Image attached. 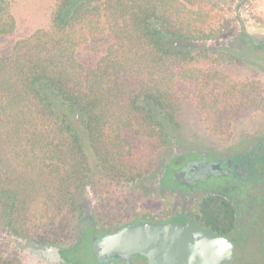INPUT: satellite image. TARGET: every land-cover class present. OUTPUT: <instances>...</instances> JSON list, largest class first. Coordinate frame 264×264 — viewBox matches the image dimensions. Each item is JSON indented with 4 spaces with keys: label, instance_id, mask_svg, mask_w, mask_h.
<instances>
[{
    "label": "trees",
    "instance_id": "trees-1",
    "mask_svg": "<svg viewBox=\"0 0 264 264\" xmlns=\"http://www.w3.org/2000/svg\"><path fill=\"white\" fill-rule=\"evenodd\" d=\"M230 11L236 20L219 0H54L49 26L0 56V225L32 245H65L79 217L75 194L94 182L97 221L113 226L119 189L149 173L167 143L158 113L179 123L190 104L209 134L227 139L245 108L264 112V81L223 68L240 58L164 41L217 37ZM16 27L11 1L0 0V36ZM84 46L104 52L87 65ZM56 99L80 115L87 145ZM80 242L63 249L66 262L83 264L72 255ZM0 264L23 262L0 251Z\"/></svg>",
    "mask_w": 264,
    "mask_h": 264
},
{
    "label": "flooded vegetation",
    "instance_id": "flooded-vegetation-1",
    "mask_svg": "<svg viewBox=\"0 0 264 264\" xmlns=\"http://www.w3.org/2000/svg\"><path fill=\"white\" fill-rule=\"evenodd\" d=\"M243 3L239 14L234 4L237 18L232 14L233 21L217 35L216 49L238 58L245 53L260 56L259 70L264 71V39L248 34L251 28L264 27V21L253 18ZM244 111L249 116H241ZM241 113L227 139L208 132L178 130L171 137L168 133L152 170L123 185L120 220L113 226L101 225L94 201L92 211L80 217L77 239L89 226L95 240L130 224L178 223L188 226L191 234L199 231L223 241L222 248L231 251L227 264H264V112L245 108ZM174 125L180 129L179 123ZM66 246H58L63 257ZM101 264L127 263L117 257Z\"/></svg>",
    "mask_w": 264,
    "mask_h": 264
},
{
    "label": "rangeland",
    "instance_id": "rangeland-1",
    "mask_svg": "<svg viewBox=\"0 0 264 264\" xmlns=\"http://www.w3.org/2000/svg\"><path fill=\"white\" fill-rule=\"evenodd\" d=\"M12 3V10L17 19L16 30L8 35L0 36V56L9 54L15 42L21 38H25L33 33L36 29L40 27H47L50 24L51 13L54 8V0H10ZM219 3L223 7L231 8L236 3V0H219ZM250 12L257 15H264V0H252L248 4ZM232 13L229 12L227 16H231ZM251 25V24H250ZM236 30V28H235ZM164 41L168 45L179 46L190 48L196 51L200 48H209L211 51L215 50L219 46L218 37H212L208 39L201 40H178L172 37H166ZM104 52V46L98 49H91L90 46L82 47L79 52V58L86 62L87 65L93 63V61L99 57ZM254 54H242L241 62L233 64L230 66H223L225 70L230 72L236 78H255L264 80V71L259 70V62L263 61L260 56H253ZM253 56V59L250 58ZM196 65L205 66L206 62H194ZM181 87H189L188 83L179 81ZM55 106L59 109L60 113L64 115L68 122L71 123L73 129L83 138L86 143L85 132L81 124L80 115L76 112L71 111L62 101L56 99ZM158 112V110H156ZM242 114V113H241ZM241 116H249L248 111H244ZM179 128L175 127L173 123L166 118H163L160 113H158V119L163 122L165 130L170 134V137L177 133L178 130L184 133H207L201 120L200 114L192 108L190 104H187L184 111L180 115ZM178 118V119H179ZM87 145V143H86ZM163 149V148H162ZM161 149V150H162ZM87 151L90 155L93 164V174L92 180H95L100 173V170L96 166L95 157L92 150L87 146ZM121 192L122 189H119ZM99 198V185L94 182L88 183L83 189L79 190L75 194V200L79 207L78 213L80 214L73 227V234L69 242L65 245L74 244L77 242L78 233L80 232V222L82 216L86 213L91 212L93 208L94 201ZM129 197L126 202L128 205L131 204ZM93 229L89 226L84 230L83 237L79 246L74 249V255L76 260H79L83 264H101L105 261L98 260L97 255L93 251V242L95 233L92 232ZM100 234V233H96ZM36 245H32L25 239L19 238L12 234V232L5 226L0 225V251L5 255L12 254L17 255L21 258L23 264H61V263H46L41 260H37L35 255L30 251V249ZM62 246V245H61Z\"/></svg>",
    "mask_w": 264,
    "mask_h": 264
},
{
    "label": "water",
    "instance_id": "water-1",
    "mask_svg": "<svg viewBox=\"0 0 264 264\" xmlns=\"http://www.w3.org/2000/svg\"><path fill=\"white\" fill-rule=\"evenodd\" d=\"M244 1L235 4L238 14ZM248 34L264 39V27L251 28ZM207 235L212 237L199 231L191 234L188 226L178 223L140 222L96 238L93 251L100 261L118 257L127 264H227L231 251L216 238L203 240ZM30 251L46 263L70 264L58 246H33Z\"/></svg>",
    "mask_w": 264,
    "mask_h": 264
}]
</instances>
